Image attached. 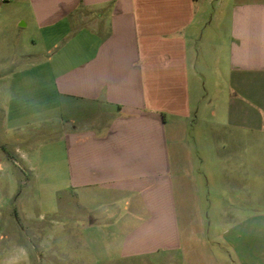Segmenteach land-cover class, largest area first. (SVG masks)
<instances>
[{"label": "crops", "instance_id": "crops-1", "mask_svg": "<svg viewBox=\"0 0 264 264\" xmlns=\"http://www.w3.org/2000/svg\"><path fill=\"white\" fill-rule=\"evenodd\" d=\"M29 28L46 53L22 66L21 54L5 53L13 31ZM0 60L8 62L0 66V221L17 216L11 164L42 150L27 145V129L65 116L64 148L47 152H63L74 204L93 206L68 225L107 232L124 261L165 255L169 264L182 254L199 264L211 253L218 263L216 251L183 244L179 198L210 183L191 169L192 143L212 157L224 128L233 147L234 133L256 122L240 101L264 106V0H0ZM195 122L209 134L192 138ZM215 173L230 190L249 185L244 165ZM23 217L33 228L32 215ZM32 245L19 247L20 262L56 264L42 240ZM241 252L244 264H264L263 245Z\"/></svg>", "mask_w": 264, "mask_h": 264}, {"label": "rangeland", "instance_id": "rangeland-1", "mask_svg": "<svg viewBox=\"0 0 264 264\" xmlns=\"http://www.w3.org/2000/svg\"><path fill=\"white\" fill-rule=\"evenodd\" d=\"M36 38L38 34L33 28L21 30L20 35L13 31L11 51H6V58L10 56L12 59L14 55L21 54L17 63L22 66L32 65L37 59L38 61L44 59L46 46L40 42L34 44ZM71 45L69 43L67 46ZM62 48L61 45L54 52H59ZM12 60L8 61L12 63ZM6 63L7 60H0V66ZM240 104L250 111L256 122L249 130L234 133L237 141L233 147L227 141V131L221 128L216 135V144L220 150L213 152L212 157L211 152L204 150L198 152V149L199 151L201 149L193 142L194 159L191 169L195 168L196 177H200L201 172L205 173L210 183L198 182L197 189L182 190L181 197H178L183 244L203 247L205 251H209L205 248L216 251L213 256L220 257L217 264H244L242 249L264 246V106L253 98L240 101ZM59 119L66 120L65 116L55 117L45 121L35 130L27 129L33 136V140L27 145H38V147L42 145L39 147L42 150L32 152L28 149L29 152H25L27 158L18 160V168L12 164L10 166V174L14 178L11 185L13 188L15 185L16 188L11 200L10 212L15 211L17 216L13 221H9L6 214V217L0 221V264H24L20 262L19 247L27 246L31 249L32 243H35L37 238L38 243L42 240L45 245L47 244V249L51 250V253L45 254L46 257L56 255L58 258L56 264H165L167 259L162 258L165 255H161L160 258L121 260L117 257L116 248L110 242V237L105 236L107 232L99 235L97 231H85L82 226L78 228L68 225L69 215L85 217L87 210L93 206L83 208L74 204L67 193L63 152H56L53 157L47 152L51 148H59V151L64 148L67 123H62ZM190 133L192 138L198 140L201 134L208 135L209 130L207 126L201 129L200 123L195 122ZM243 165L250 171V181L246 188L230 190L220 181L218 185L216 180L219 178L216 171L224 167L234 168ZM24 168L25 171H22ZM26 213L34 218L31 222L33 228L29 226L26 229L23 217ZM52 213H56V216L61 218L56 220L58 225H51L48 216ZM41 216L48 217L41 226L42 238L36 236L34 230L40 225L38 220ZM51 227L55 230H51ZM185 235L189 236L186 238ZM234 247H237L239 252H234ZM181 255L174 256L172 263L169 264H188L194 261ZM189 256H193V253ZM210 256L211 253H206L205 259L198 260V263L211 264L213 260L209 258ZM230 257H233V260L228 261Z\"/></svg>", "mask_w": 264, "mask_h": 264}, {"label": "built area", "instance_id": "built-area-1", "mask_svg": "<svg viewBox=\"0 0 264 264\" xmlns=\"http://www.w3.org/2000/svg\"><path fill=\"white\" fill-rule=\"evenodd\" d=\"M2 2H5V1H7V0H1Z\"/></svg>", "mask_w": 264, "mask_h": 264}]
</instances>
